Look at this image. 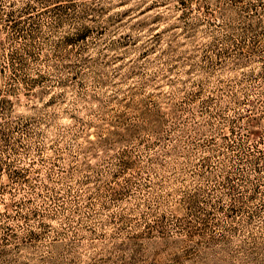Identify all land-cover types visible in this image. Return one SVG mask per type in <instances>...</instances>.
Wrapping results in <instances>:
<instances>
[{"label": "rangeland", "instance_id": "rangeland-1", "mask_svg": "<svg viewBox=\"0 0 264 264\" xmlns=\"http://www.w3.org/2000/svg\"><path fill=\"white\" fill-rule=\"evenodd\" d=\"M0 264H264V0H0Z\"/></svg>", "mask_w": 264, "mask_h": 264}]
</instances>
